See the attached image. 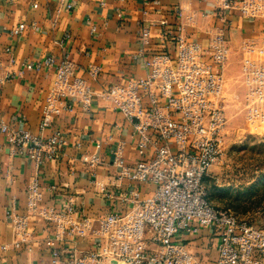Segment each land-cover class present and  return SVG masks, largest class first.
I'll list each match as a JSON object with an SVG mask.
<instances>
[{
	"label": "built area",
	"instance_id": "built-area-1",
	"mask_svg": "<svg viewBox=\"0 0 264 264\" xmlns=\"http://www.w3.org/2000/svg\"><path fill=\"white\" fill-rule=\"evenodd\" d=\"M221 3L222 9L245 17H264V0ZM70 8V4L65 6ZM23 29L21 23L14 33ZM225 31L211 36L206 48L199 38L180 29L175 34L163 30V40L169 35L173 38L174 56L152 54L143 59L142 74L123 76L98 92L76 75L78 65L67 55L56 63L52 56L42 65L26 63L29 70L54 66L44 118L37 134L13 129L0 120V134L35 167L59 157L66 145L58 132L44 134L47 117L70 110L72 103L88 109L93 95L121 113L136 138L135 159L124 156L123 146L112 151L118 177L137 185L123 197L130 207L123 213L70 221L61 247L52 239L45 242L50 252L45 264H204L189 247L201 235L213 243L209 264H264V209L259 224L249 223L230 209L215 207L203 183L210 167L221 158L227 124L225 81L230 46ZM139 34L146 42L150 32L141 25ZM244 47L248 55L240 62V80L246 88L245 116L249 121H264V38L260 45L251 40ZM253 52L258 57L251 56ZM86 73L96 78L100 68L89 63ZM81 161L89 169L100 162L93 152L82 154ZM40 201L33 181L27 194L30 212L62 227V217L78 211L72 197L66 200L65 213H56ZM9 216L15 235H24L25 218L15 213ZM6 249L7 245H0V251Z\"/></svg>",
	"mask_w": 264,
	"mask_h": 264
},
{
	"label": "crops",
	"instance_id": "crops-1",
	"mask_svg": "<svg viewBox=\"0 0 264 264\" xmlns=\"http://www.w3.org/2000/svg\"><path fill=\"white\" fill-rule=\"evenodd\" d=\"M221 4V0H0V120L13 129L39 131L55 70L54 66L29 70L26 63L42 65L47 56L56 63L67 55L78 65L76 75L98 92L123 76L142 74L143 59L152 54L174 56L173 38L163 40V30L175 34L180 29L207 48L209 38L224 28L230 46L225 84H232L230 73H239L240 62L248 55L245 43L252 40L260 45L264 38V17H245L222 9ZM21 23L24 29L14 33ZM141 25L150 32L146 42L140 39ZM251 56L258 57L255 52ZM89 63L100 68L96 78L86 73ZM47 121L44 134L56 131L66 145L59 157L36 167L0 134V245H7L0 251V264L47 263L48 239L61 247L68 223L77 217L123 213L130 207L124 195L137 187L118 177L113 165L112 151L119 146L128 160L136 158V138L130 124L108 102L93 95L88 109L72 103L70 110ZM86 152L96 153L99 164L87 168L81 161ZM33 181L47 208L65 213L66 200L72 197L77 213L62 217L60 227L30 212L27 194ZM11 213L25 218L24 235H15ZM204 239L197 237L195 244Z\"/></svg>",
	"mask_w": 264,
	"mask_h": 264
},
{
	"label": "rangeland",
	"instance_id": "rangeland-1",
	"mask_svg": "<svg viewBox=\"0 0 264 264\" xmlns=\"http://www.w3.org/2000/svg\"><path fill=\"white\" fill-rule=\"evenodd\" d=\"M230 75L234 84H225L227 124L222 155L203 183L215 207L230 209L245 221L259 224L264 209V121L246 119V88L240 71ZM196 239L190 249L209 264L213 243L206 238L195 244Z\"/></svg>",
	"mask_w": 264,
	"mask_h": 264
}]
</instances>
